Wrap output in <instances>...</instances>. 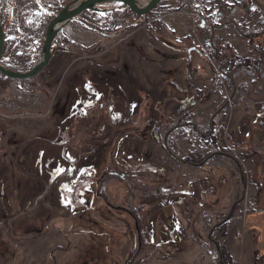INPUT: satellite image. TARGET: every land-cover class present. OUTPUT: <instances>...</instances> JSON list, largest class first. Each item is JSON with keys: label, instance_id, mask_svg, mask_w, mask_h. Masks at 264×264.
Instances as JSON below:
<instances>
[{"label": "rangeland", "instance_id": "rangeland-1", "mask_svg": "<svg viewBox=\"0 0 264 264\" xmlns=\"http://www.w3.org/2000/svg\"><path fill=\"white\" fill-rule=\"evenodd\" d=\"M256 1L241 17L231 0L204 8L162 0L135 25L110 14L120 2H100L97 21L114 19L123 25L116 33L69 19L35 74L0 72V264H193L195 240L205 241L242 189L218 239L239 264H251L255 244L254 256H264V63L237 57L249 61L251 84L248 92L232 87L230 69L211 53L228 51L201 29L262 31L264 0ZM231 34L238 37L225 28L218 38ZM41 44L35 38L16 51L28 53L22 67L3 64L26 70ZM202 67L210 81H200ZM250 96L262 105L248 120Z\"/></svg>", "mask_w": 264, "mask_h": 264}, {"label": "trees", "instance_id": "trees-1", "mask_svg": "<svg viewBox=\"0 0 264 264\" xmlns=\"http://www.w3.org/2000/svg\"><path fill=\"white\" fill-rule=\"evenodd\" d=\"M160 1L162 0H159V3H161ZM183 1L184 0H180L181 3ZM57 2L58 0H0V24L4 32L11 33L9 39H7L8 45L7 48L3 51L4 56L1 60H4V57L14 59L19 62V67H22L26 63L27 61L26 58L28 56L27 51L20 54L17 53L16 51L18 49L25 48L27 45H29V42L35 38L41 40L42 43L44 36V29L50 19L51 11H53L54 8L60 6L59 3ZM118 6L119 7L122 6V7L120 9L114 8V10H112L111 12V14L114 15V18L124 16L125 18H129L128 22L134 25L136 23H139L141 19H144L143 21L149 20V18L151 17L145 19L146 16L145 14L154 11V9L156 8L155 5V7H153L148 12L143 14H137L134 13L132 10H130L122 2H120ZM34 9H39V13L37 11L36 13H34L33 12ZM84 15L85 13L83 11L79 15H77V19L82 25H84L89 29L98 30L99 32H102L104 34H110L109 31L110 32L118 31L119 29H121V27H123V25L113 26L115 22L113 16L112 19L114 22L112 21L111 25H106L98 22L97 21L98 18L94 16V14L88 15L87 17H85ZM263 33H264V29H262V31H253L248 34L249 48L246 56L250 57V60H253L256 63L257 62L264 63V36L262 35ZM250 34H255V36L252 38L250 37ZM252 41L253 43H251ZM235 58H236L235 55L233 53H230L229 57L225 59L228 68H230L234 64ZM248 62L249 61H246L244 63H248ZM260 82L263 83L264 86V78H262ZM261 96L262 97L260 98L264 99V93ZM261 99L255 100L256 102L254 109H257L258 108L257 106L262 105ZM254 109L250 111V115L255 114L256 111H253ZM212 152L219 154L223 153L218 150H214ZM187 159L194 160L190 155L185 156L184 161ZM242 174L244 177L243 172ZM223 216H219L218 220H220ZM222 224L219 223L215 225L216 230L220 235H224L225 233H227V230L223 231ZM254 254L255 251L253 255ZM256 259L257 261H259V260H263L264 257L260 256L257 257ZM233 264L236 263L234 262Z\"/></svg>", "mask_w": 264, "mask_h": 264}, {"label": "water", "instance_id": "water-1", "mask_svg": "<svg viewBox=\"0 0 264 264\" xmlns=\"http://www.w3.org/2000/svg\"><path fill=\"white\" fill-rule=\"evenodd\" d=\"M104 1L122 2L137 14H143L148 12L159 2V0H145V2L143 3H139L138 0H72L70 3H67L63 5L61 8H59L48 21L44 30L43 41L41 44V52L38 58L36 59V61L26 70L14 69L11 67L4 66L2 63H0V72L3 73L4 75L11 77H18V78L28 77L35 74L42 66H44L47 63L48 59L50 58L54 37L57 34L60 27L62 26V24L85 8H91L97 10L100 9V7L96 4ZM3 41H4V31L0 24V57L2 55L1 53L3 48ZM226 154L228 156H231L230 153H226ZM241 177L242 175L240 174V178ZM243 186H245L244 182H243ZM243 195H244V190L242 189L240 197L231 202V205L227 213L220 220L216 221L211 226V228H213L215 225L219 223L224 222L231 216L236 202L241 200L243 198Z\"/></svg>", "mask_w": 264, "mask_h": 264}, {"label": "crops", "instance_id": "crops-1", "mask_svg": "<svg viewBox=\"0 0 264 264\" xmlns=\"http://www.w3.org/2000/svg\"><path fill=\"white\" fill-rule=\"evenodd\" d=\"M207 1L208 0H201L199 6H201V8H204L206 6ZM222 1H228V0H222ZM252 2H254L255 4H258V2L256 0H231L230 4H232V5H230V4L228 5V7H230L229 11H235V13L237 15L239 14L242 17L243 14H245L244 13L245 12V8H247L245 5L248 6ZM199 6L196 7V8H199ZM213 6H214L213 3L210 6H207V7H209L208 10H211L213 8ZM196 8H194V9H196ZM194 9L192 11H187V12L188 13H192L194 11ZM208 16H210V15L208 14ZM223 24H225V23H223ZM226 26L227 27L224 26V28H222L220 30H223L222 32H224L225 28H227V32H229V33H232V31H236V32H238V37H237V34H231L227 38L226 37H222V40H219L218 35L220 36V34L222 32H218L219 31L218 30L219 26L217 24H213V23L211 25L210 24L208 25V23L206 22L204 27L203 28L201 27V29L209 31L210 36H212L215 32H216L215 34H218V35H216L217 42L214 43L215 47L222 48L223 45H224V47L226 48L228 53L229 54L233 53L236 58L237 57L242 58V57L246 56L247 52H248V48H249L248 34L253 32V30H251V31L248 30V31L242 32V31H240L241 30L240 28H242V26L239 25V27H238L237 25H233V23L229 24V25H226ZM213 31H214V33H213ZM240 37H242V40L240 39ZM235 40H236V42L237 41L238 42L239 41L242 42L241 46L244 47L242 50L238 49V46L235 43ZM244 43H245V45H244ZM197 53H199V52H197ZM211 53L216 59H221L222 60V64H221L222 67L223 66L224 67L227 66V64L225 62V59L229 57L228 53H227L228 56L224 57V58L220 57V55L217 53V50H215V51H213ZM199 55H200V53H199ZM222 55H225V53H223ZM191 56L192 55L190 53V57ZM241 63L245 64V67L249 66V63H244V62H241ZM242 64H239V62H236V63L234 62V64L229 68L230 69L229 71H231V75L228 78V81H229V83L231 84L232 87H236L237 86L239 89H242L244 92H248L249 91V86H250L251 83H250V81H247V79H244V77L247 76V74L245 73L244 70H248V69L246 68V69L243 70L244 67H243ZM193 68L196 69V67H193ZM197 70L198 71H196V72L198 73L197 75L200 78V81H201V79H207V78H208V81H210L209 77L211 75L208 76L207 72L203 69V67L201 69H197ZM238 75H240V76L238 77ZM252 80H257V77H254V79L251 78V81ZM250 102L247 101V102L243 103V106H242L243 115H242L241 118H246V119L250 120V118H249L250 117V111L255 108V102L256 101H255V99L253 97H251V101ZM242 148H244V147L242 146ZM195 150H199V149L196 148ZM216 182H218V184L216 185L217 188H221L223 186V183H224L223 181L222 182L216 181ZM262 211H264V210H262ZM262 217H264V216H262ZM256 228H258L257 227V223L256 224L254 223L252 225L251 229H256Z\"/></svg>", "mask_w": 264, "mask_h": 264}, {"label": "flooded vegetation", "instance_id": "flooded-vegetation-1", "mask_svg": "<svg viewBox=\"0 0 264 264\" xmlns=\"http://www.w3.org/2000/svg\"><path fill=\"white\" fill-rule=\"evenodd\" d=\"M72 0H66V1H64V3L61 5V6H59L56 10H53V14H51V16H50V18L55 14V12L54 11H57L59 8H61L63 5H65V4H67V3H70ZM126 5V4H125ZM127 6V5H126ZM100 7V9L101 8H105L104 6H99ZM122 6H116V5H114V6H111L110 7V14H111V12H112V10H114V8L115 9H120ZM128 7V6H127ZM129 8V7H128ZM130 9V8H129ZM99 10V9H98ZM97 9H91V8H85V9H83V10H81L78 14H76V15H74V16H72L70 19H77V15H79L82 11L85 13V17H87L88 15H91V14H94V16H95V13H96V11H98ZM131 10V9H130ZM92 11H93V13H92ZM135 13V12H134ZM50 20V19H49ZM69 20V19H68ZM67 20V21H68ZM113 21V20H112ZM112 21H111V23L109 24V25H111L112 24ZM114 22V21H113ZM65 23V22H64ZM63 23V24H64ZM108 25V24H107ZM61 28V27H60ZM117 31H114V32H110L109 31V33L110 34H114V33H116ZM3 44H4V41H3ZM7 48V47H6ZM190 48L191 47H188L187 48V51H189L190 50ZM189 49V50H188ZM4 48H2V55H1V57H0V63H2L3 64V60H1L2 58H3V56H4ZM194 51H197V49L196 48H194ZM189 55H190V53H188L187 54V58L188 59H190L191 57H189ZM4 59H9V58H6V57H4ZM188 64V66L191 64V62H190V60H189V62L187 63ZM4 65V64H3ZM4 66H6V65H4ZM217 220H218V217H217ZM226 221V220H225ZM216 222V221H215ZM215 222H213L212 224H211V226L215 223ZM211 226L208 228V231H207V233H206V235H205V241H202V240H195L196 242V247H198L199 248V250H197L196 251V255L194 254V257L191 259L192 260V263L193 264H197L198 263V260H197V258H201V259H203L204 257L206 258L207 257V260H205V264H233L234 262L236 263V264H239L238 263V261L235 259V258H233L232 256H231V254H230V252H229V250H228V247L227 246H225L224 244H220V242H219V239H218V231L216 230V226H214L213 228H211ZM135 236H136V248L139 250V248H138V243H139V232H138V230L137 231H135ZM253 246H254V248H253ZM252 246V252H251V264H259L260 263V261L261 260H259V261H257V257L255 258V256L253 255V253H254V251H256V245H253ZM254 256V257H253ZM261 257H264V256H261ZM264 260V259H263Z\"/></svg>", "mask_w": 264, "mask_h": 264}, {"label": "built area", "instance_id": "built-area-1", "mask_svg": "<svg viewBox=\"0 0 264 264\" xmlns=\"http://www.w3.org/2000/svg\"><path fill=\"white\" fill-rule=\"evenodd\" d=\"M197 12H195V14H196ZM216 73H217V75L219 76V78H220V80H221V82L223 83V80H222V75H221V73H220V71L216 68ZM222 86H223V84H222ZM224 86H225V84H224ZM227 96V95H226ZM228 99H229V96H227V101H228ZM230 101V100H229Z\"/></svg>", "mask_w": 264, "mask_h": 264}]
</instances>
